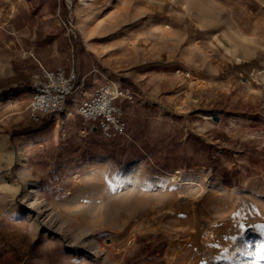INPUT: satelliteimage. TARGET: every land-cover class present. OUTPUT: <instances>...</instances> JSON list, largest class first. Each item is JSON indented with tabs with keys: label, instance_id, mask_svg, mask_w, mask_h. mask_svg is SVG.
Segmentation results:
<instances>
[{
	"label": "rangeland",
	"instance_id": "rangeland-1",
	"mask_svg": "<svg viewBox=\"0 0 264 264\" xmlns=\"http://www.w3.org/2000/svg\"><path fill=\"white\" fill-rule=\"evenodd\" d=\"M54 2L34 14L33 44L68 38L74 57L48 68L87 66L89 37L110 77L144 78L129 142L82 133L95 154L129 160L61 166L52 139L19 166L42 126L28 111L37 72L0 37V90L23 84L0 105V216L24 220L2 235L0 264H264V0Z\"/></svg>",
	"mask_w": 264,
	"mask_h": 264
},
{
	"label": "crops",
	"instance_id": "crops-1",
	"mask_svg": "<svg viewBox=\"0 0 264 264\" xmlns=\"http://www.w3.org/2000/svg\"><path fill=\"white\" fill-rule=\"evenodd\" d=\"M53 1V0H51ZM55 8L52 9L51 13H55L58 7L60 8V4L56 2L57 0H54ZM45 0H0V8H5V6H8V9H6L3 12L2 15V21L3 25L0 26L2 31L0 30V37H3L2 42L7 43L9 42H16L14 43L15 51H17L19 54H22V58L29 61L30 69L33 70V74L35 72H38L41 67L48 68L50 66H56L57 62H66L71 60L74 57V50L69 47L70 39L66 38L62 41V44H59L58 49L54 45H45L43 44L42 47L40 45L33 44V40L35 39L36 35V29L37 26H34V21L36 18V12L41 11V5H43ZM13 5H16L17 10L13 12L12 7ZM30 7V8H29ZM44 7V5H43ZM42 7V11H43ZM30 9H32L33 14L30 13ZM48 10H46L47 12ZM45 12V11H44ZM43 13V12H42ZM26 14H29L27 16ZM33 34V35H32ZM32 35V36H31ZM31 36V37H30ZM30 37V38H29ZM6 38H9L8 40ZM28 38V39H27ZM8 47L9 45L6 44ZM89 47V46H88ZM51 54L53 56H51ZM99 55L96 51H94L92 48H86L82 52V59L87 63V66L82 67V64L79 65L78 68H76L79 78L85 79V86L79 87L73 95L67 100L65 109L63 113L52 115V116H43L42 118V126L41 129L37 132L31 133L29 136V141L27 142L30 147L27 151H29V154L27 157H25V161L19 162V166L24 167L27 166L28 163L33 162L34 165H36L42 157L40 156H32V148L34 144L43 145V143H48L52 139L55 140L54 142V156H51L55 162L58 163V165L64 166L70 163V166H74L75 157L81 158L83 155L87 157L88 161L86 164H93L96 166H100L101 169L107 167L104 165L105 162H111L112 168L117 169L118 167H122L125 164H127L129 159L125 158H119V157H109L105 152L99 153L98 155L92 151L90 148V144L86 143L87 140L84 136H82V131L84 129L83 126V118L82 115L79 113V105L82 101L87 100L98 87L108 85L112 88H130L133 92H140L141 85L140 81L144 79L142 76L138 80H131V81H124L122 79H117L116 77H110L111 73H109L105 68V66L102 64V62L99 60ZM9 57H2L1 60H7ZM53 63H50V61H53ZM56 68V67H55ZM67 70H70L68 67H65ZM53 69V68H48ZM72 69V68H71ZM23 87V84H10L8 87L3 88L0 90V93H5V95H0V105H5L6 101H9L10 98H7L8 95L13 94L12 91H18L17 88ZM167 94V93H166ZM15 95V94H13ZM31 101V100H30ZM138 98L136 100V103L138 104ZM146 100L142 101L141 103H145ZM115 103L117 106L122 108L124 111L123 119L127 123V130H129L128 121L130 118H126V115L133 103L128 102L127 100L123 98H118L115 100ZM173 112H169L168 109H163L160 113V116H167V115H173L176 114L175 109H172ZM30 114V113H29ZM31 116V115H30ZM215 121V120H214ZM217 122V121H215ZM196 132L200 137L201 134H199L196 130H192ZM100 133V132H99ZM91 137L96 138L99 137L98 133H92ZM70 141L69 148L61 147V142L64 140ZM116 140H123V143L129 142L122 136H116ZM131 140L136 143L133 139ZM185 141V137L183 139ZM199 146V145H198ZM141 148V147H140ZM197 146L195 148V152H202V146L198 148ZM143 151V149L141 148ZM132 156L133 161L139 160L140 157H142V154L137 153ZM112 156V155H111ZM131 161V162H133ZM218 161V158L212 159L209 162V166H215ZM157 163V162H156ZM161 164V163H157ZM197 165V164H195ZM208 165H202V163H199L198 168H207ZM32 167V166H31ZM160 167L163 168V170L172 171L174 168H168L163 165H160ZM192 167V168H194ZM161 168V169H162ZM188 168V169H192ZM69 169H66L65 173H67ZM217 171V170H214ZM218 172V171H217ZM215 172L216 174H218ZM229 175H225L222 173V178L224 181L231 180L229 179ZM67 177L61 181L60 185H68L67 184ZM67 187V186H66ZM18 215L13 214L11 216H0V241L4 238L2 236L5 232L12 228H19L20 224L24 222V220L18 219ZM5 239L1 241V244L5 245L4 243ZM1 245V246H3ZM8 248H1L0 252H6Z\"/></svg>",
	"mask_w": 264,
	"mask_h": 264
},
{
	"label": "built area",
	"instance_id": "built-area-1",
	"mask_svg": "<svg viewBox=\"0 0 264 264\" xmlns=\"http://www.w3.org/2000/svg\"><path fill=\"white\" fill-rule=\"evenodd\" d=\"M66 19V23L71 25L69 17ZM85 84V79L79 78L75 67L70 70L62 66L53 69L41 67L31 78L33 96L28 106L30 115L40 122L43 116L63 113L67 100ZM118 98L134 103L137 94L130 88H112L104 85L98 87L87 100L82 101L78 108L83 118L82 133L89 130L99 131L108 139L124 136L127 123L123 119L122 108L115 103Z\"/></svg>",
	"mask_w": 264,
	"mask_h": 264
},
{
	"label": "bare ground",
	"instance_id": "bare-ground-1",
	"mask_svg": "<svg viewBox=\"0 0 264 264\" xmlns=\"http://www.w3.org/2000/svg\"><path fill=\"white\" fill-rule=\"evenodd\" d=\"M12 10H13V12H15L17 10L16 5H13ZM89 39H90L89 37L86 38V41L88 42V46L90 48H92L94 51H96L98 54H100V51L94 46L95 43L93 44L92 41L89 40ZM170 176L173 178L172 174H170ZM173 181L176 182L175 179H173ZM4 197H6V196L5 195H1L0 196V199H1L0 200V204L4 203L6 201V200H4Z\"/></svg>",
	"mask_w": 264,
	"mask_h": 264
},
{
	"label": "trees",
	"instance_id": "trees-1",
	"mask_svg": "<svg viewBox=\"0 0 264 264\" xmlns=\"http://www.w3.org/2000/svg\"><path fill=\"white\" fill-rule=\"evenodd\" d=\"M90 132H93V133H96L97 131H93V130H91ZM99 132V131H98ZM106 140L108 141V142H110V143H113V144H115L116 145V137H114V138H106ZM144 147H145V144H144Z\"/></svg>",
	"mask_w": 264,
	"mask_h": 264
},
{
	"label": "water",
	"instance_id": "water-1",
	"mask_svg": "<svg viewBox=\"0 0 264 264\" xmlns=\"http://www.w3.org/2000/svg\"><path fill=\"white\" fill-rule=\"evenodd\" d=\"M214 120H215V121H218V118H217V116H215V117H214Z\"/></svg>",
	"mask_w": 264,
	"mask_h": 264
}]
</instances>
